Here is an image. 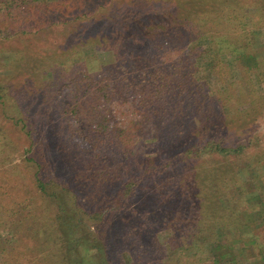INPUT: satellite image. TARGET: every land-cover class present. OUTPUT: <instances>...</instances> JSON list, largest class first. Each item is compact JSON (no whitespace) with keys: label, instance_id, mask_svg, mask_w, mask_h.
Segmentation results:
<instances>
[{"label":"trees","instance_id":"obj_1","mask_svg":"<svg viewBox=\"0 0 264 264\" xmlns=\"http://www.w3.org/2000/svg\"><path fill=\"white\" fill-rule=\"evenodd\" d=\"M80 1L0 0L2 9L18 8L16 20L28 22L0 29V50L2 44L7 48L15 43L16 36L48 25L96 23L95 17L115 0L66 11L68 3ZM174 5L182 22L169 23L163 15L150 25L134 20L133 28L104 41L121 50L96 69L76 67L75 59L88 52V45L101 50L106 44L102 37L86 32L73 36L66 27L64 44L70 45L62 52L25 57L26 52V69L16 66L10 75L0 76V110L7 120L0 124V226L7 224L11 234L7 239L0 232V264H86L92 255L95 264H175L169 250L187 248L197 251L180 264H240L237 244L256 248L254 258L242 264H264L259 206L250 205L251 199L233 198L234 209L226 192L221 193L226 167L219 161L245 160L248 147L244 142L230 145L216 134L227 124V110L211 83L199 75L197 64L208 55L204 67L215 71L222 63L216 57L236 56L239 65L257 70L264 85V51L251 45L253 34L264 40V0H176ZM248 6L256 10L247 11ZM199 51L202 55L196 56ZM22 60L16 65L22 66ZM17 78L21 87H16ZM29 86L45 97L46 108L25 106ZM38 114L53 120L49 128ZM54 142L72 156L80 154V176L92 184L88 192L57 175L62 169L56 147L49 148ZM19 152L30 156L17 163L12 155ZM146 152L154 155L152 163ZM203 159L208 163L197 171L198 178L193 179L195 173L185 178L184 167ZM261 164L256 160L243 169ZM32 187L36 194L23 197ZM237 189L245 197L243 186ZM142 192L148 194L149 207L135 210L125 204ZM179 196L181 200L171 201ZM118 209L133 212L135 218L115 222L102 237L103 247L87 240L83 229L109 227L107 215ZM175 212V217L164 215ZM172 221V236L160 240L159 231ZM217 249H226L231 258H220Z\"/></svg>","mask_w":264,"mask_h":264},{"label":"rangeland","instance_id":"obj_2","mask_svg":"<svg viewBox=\"0 0 264 264\" xmlns=\"http://www.w3.org/2000/svg\"><path fill=\"white\" fill-rule=\"evenodd\" d=\"M96 1L97 0H81L79 4L71 2L72 4L68 3L66 5V11L74 10L76 8L82 9L86 5L96 8ZM174 4H176V0H147L145 3H141L139 2V0H115L113 4L108 5V10H104L95 17L96 20H94L96 23H93L91 21L87 24H74V26H62L60 24H56L49 27L48 25L45 30H42L40 32L27 34L24 33L21 37L16 36L15 43H11V45H8L7 48L2 44V50H0V76H4L5 74L10 75L15 71L16 66H18V68L22 70L26 69V62L22 60L24 59V53L26 52H28V54L25 55V57L29 56L30 54H38L37 56L45 57L53 55L54 53L62 52L63 48H67L70 45L64 44L65 39L68 38L64 33V29L66 27H69L71 29L70 31L74 32L73 36H79L83 32H86L89 37H102V40L104 42L109 40L108 37H110V35L115 36L116 34H122L125 30L127 31L129 30V28H133L134 20L137 19V22H139L140 26L141 24H145L146 22L149 25L155 24L154 20L157 15H163V17H165L169 23L182 22V17L179 18L178 14L180 8L176 7ZM246 10L254 11L256 10V8L255 6H248ZM53 13L54 12H51L50 14ZM20 16L21 14L19 13L18 8H16V10L12 8L8 11L5 8L2 9L0 6V29L10 28L12 30V28H14L17 24L27 26V21L20 22L19 20H16ZM144 19H146V21H144ZM24 26L22 27L24 28ZM77 27L80 28V30L77 31ZM23 28H21V31L23 30ZM59 29L61 30V32L58 33ZM104 43L106 44H104L101 50L95 49L93 45L84 47V49L88 52L75 59L76 67L96 69L102 63L112 62L115 59V53L120 51L121 49H114V47L110 44H107V42ZM197 45L198 43L193 44L191 46L192 49H195ZM251 45L255 51H264V40L260 35L257 36L253 34V36L251 37ZM202 53V51H199L196 56H198L199 54L202 55ZM35 58L36 57L31 58L30 61ZM208 59V55H206L202 57V60L197 62V64L200 65L199 67L201 69L199 75L204 79H207L211 83L212 91L215 94H219L222 97V102L224 105L222 104V102H220L218 108H220L221 105L226 107V114L228 117V120L226 122L227 124L224 127L220 126L216 130V134H218L219 137L224 138L225 141L230 145H237L244 142L249 151L245 160L238 159V157H233L228 159L227 161H219L220 166L224 165L226 167V169L224 170L226 171V180L221 193L224 194L226 192L225 197H230L232 208L234 207V209L237 205V201H232L233 198H243L246 199V202L251 199L250 201L252 202L250 203V205L259 206L258 210L259 212H262V216L264 217V85L262 84L258 76L257 70L253 67L246 68L239 65V61L236 60V56L216 57V59L222 60V63L216 66L215 71H209L207 70L209 68L206 69L204 67L205 62L208 61ZM19 60H22V66L16 65V62ZM16 80V87H21L23 85L22 80L19 78H17ZM22 88L26 89L25 86H23ZM34 89L35 86H29L30 93L28 96V104H26L25 106H27L31 110H41L42 108H46L45 97L42 96L39 91H36ZM253 99L260 101L262 104H260V102L258 104L256 102L254 103ZM38 117L39 119H42V116L40 114H38ZM125 120L126 119L124 117L121 119V121L123 122ZM6 121L7 120H5V117L0 110V124L5 125L4 123ZM41 122L45 124L46 128H49L53 123V120L51 118L48 119V121L42 119ZM199 134V130L195 131V135ZM75 138L76 140H78V137ZM20 143L23 145V147L25 146V140H20L19 144ZM60 144L54 142V144L49 146V148L52 147V149L56 147L57 160L61 164L62 174L58 172L57 175H62L63 178L65 177L67 181L70 182L69 185L71 187L85 190V193L88 192V188H90L92 184L88 181H85L82 176H80L79 168L82 163V161L79 159L80 154L75 152V154H73L72 156L69 152L70 150L58 148L57 145ZM12 156L15 158V162L19 163L25 156H30V154L19 152ZM36 156L37 158L41 157L39 156V154ZM149 156L152 157L149 158ZM145 157L149 158L148 163L153 162V154L151 155L149 152H146ZM48 159H50L49 156L46 158V160ZM256 160H260L262 164L259 166L252 165V167H249L247 170L243 169V166L245 164L256 163ZM148 163L144 164L143 168L144 166L149 165ZM206 163H208L206 159L200 160V162L190 161L187 167H184L185 178L189 177L191 174L193 175L194 173L195 175H193V179L198 178L200 174L198 175L197 171L201 170V166ZM22 167L23 169L26 168L24 165ZM87 167L88 164H86V168ZM27 182L29 183V181ZM197 184L198 181L196 180L193 186L196 187ZM227 184L230 185L229 189H227L226 187ZM238 186H243L245 197H242V193L237 192ZM34 193V188L26 189L23 197H29ZM219 195L220 194H218V196ZM181 199L182 198H180L179 196L173 198L171 201H179ZM91 203H96V201L93 200V202ZM125 204L135 210L136 208L142 210V207H149L150 203L148 194L142 192L137 198L125 201ZM34 205L36 207L41 205L40 200H37V198H35ZM174 207L176 206H172L173 209H176ZM122 210L118 209L109 212L106 219L109 227L105 225L100 229H96V231L92 227L90 228L91 231H88L84 228L83 234H85V236H88L87 240L93 242L95 245H101L103 247L102 237L108 234L109 230L112 229V226L115 222H128L135 218V214H132L133 212L131 214H127L124 209ZM164 215L166 217H175L176 212L174 214L164 213ZM3 225L0 226V232L3 237L10 239L11 234L9 233V227L7 226V224L3 223ZM173 228L176 229L175 227H173V221L171 223L166 222L165 227H163L162 230H160L158 233L160 240L167 239L169 236L171 237L173 234ZM199 238L202 240L205 238V236L202 234ZM259 240L264 242V233L260 235ZM168 243L169 241H167L166 246H169ZM7 245L8 247H12L9 244ZM196 251V248H187L183 251H180L181 253H177L175 250L170 249L169 253L173 258L172 261L175 264H180L181 258H188ZM216 251L222 259H229L232 256V254H230V252H228L226 249H217ZM234 251L239 263L242 264V261L244 259H248L249 261H251L254 258L256 248L251 244L248 246L237 244ZM90 258L92 259H90L86 264H95L94 261L96 259L94 255H92ZM191 259H193V257H191Z\"/></svg>","mask_w":264,"mask_h":264}]
</instances>
